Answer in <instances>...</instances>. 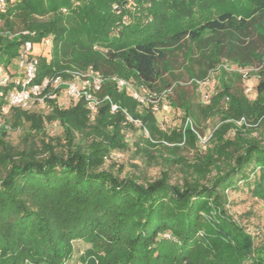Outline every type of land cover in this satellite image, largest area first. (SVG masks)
Segmentation results:
<instances>
[{
    "label": "trees",
    "instance_id": "1",
    "mask_svg": "<svg viewBox=\"0 0 264 264\" xmlns=\"http://www.w3.org/2000/svg\"><path fill=\"white\" fill-rule=\"evenodd\" d=\"M258 16L264 17V0H6L0 12L4 65L14 62L24 42L36 47L50 37L48 53L38 49L35 83L88 67L105 80L93 117L83 100L57 106L45 99L51 111L44 118L30 108L0 110V117L10 116V124L0 126V264H67L77 240L89 245L79 264H264L263 247L226 208L228 190L242 188L264 201V134L259 130L264 70L258 73L256 99L250 100L232 88L220 65L219 88L200 111L204 117L220 114L221 124L192 162L178 151L198 150L196 129L187 123L169 134L160 132L152 105H140L111 81L113 76L134 81L149 94L167 91L163 74L171 73V66L165 55L186 39L214 40L213 52L201 54L206 70L215 67L222 48L241 67L255 60L264 65L263 52L239 45L250 27L264 44V21L255 23ZM220 34L224 44L213 38ZM205 73L190 77L201 81ZM177 95L181 100L174 103L183 109L185 122L194 115L192 106L182 91ZM127 116L140 123L147 146L176 143L159 159L177 165L181 183L170 181L168 169L139 182V176L120 178L112 167L104 168L113 152L127 148L123 131L135 127ZM44 120L61 126L63 144L49 139L34 148L29 132L23 140L31 139L32 147L19 150L8 142V127L28 123L36 133Z\"/></svg>",
    "mask_w": 264,
    "mask_h": 264
},
{
    "label": "rangeland",
    "instance_id": "2",
    "mask_svg": "<svg viewBox=\"0 0 264 264\" xmlns=\"http://www.w3.org/2000/svg\"><path fill=\"white\" fill-rule=\"evenodd\" d=\"M263 22L264 17H257L255 23ZM254 27L247 29L244 35L240 37V46L248 47L250 45L255 46L257 50L264 53V44L258 40L257 31ZM216 40H221L222 44L225 42V37L223 35L213 36ZM202 48L200 52L197 48ZM217 47L214 44V40L209 42V44H201L199 42H189L187 39L181 41L177 46L169 48L165 55V59L171 66V73H164L163 78L166 80L167 91L157 94L147 95L149 103L152 105V112L155 117L157 129L160 132L169 134L175 130L180 129L183 124L188 120L191 124L192 129H196L198 133V150L185 147L178 151V154L186 158L187 161L192 162L193 158L199 153H202L207 148L209 144V138L212 132L220 126V114L215 113L213 116L207 117L202 116L201 108L204 105H208L211 102V97L217 89L219 88V70L218 68H224L226 76L230 77L233 89L242 90L243 93L250 99H256V85L259 81L258 73L264 70V65L259 61L255 60L251 65L246 67H241L235 64L230 58L233 57V53H229L225 48L221 49V54L218 55V62L213 69L206 70V61L201 58V54H206L207 56L213 52ZM42 48V54L45 55L49 48ZM37 47L33 48V53L35 55L39 54ZM230 54V55H228ZM238 54V53H236ZM215 58V57H214ZM212 59V58H211ZM199 60V61H196ZM221 65V66H220ZM200 71H206L205 78L203 80L191 78ZM133 88L138 89V85L132 82ZM164 89V88H163ZM177 90L182 91L183 94L187 95L186 98L192 106L193 116H187L184 122V112L183 109L176 105L174 102H180V98L177 95ZM189 90V91H188ZM156 95L155 99H152ZM152 97V98H151ZM223 107L226 106L228 100L223 98ZM71 100L67 97L61 96L56 102L57 106H69ZM51 111L49 106L38 104L30 106L29 112H34L40 114L43 118L48 115ZM184 122V123H183ZM10 124V116L4 115L0 117V126H5ZM263 131L264 126L259 128ZM31 133L33 137L34 148L40 149L42 141L48 142L49 139L59 140L62 144L63 131L61 126L57 122H48L44 120V125L39 132H33L29 128L28 123H22L15 129L8 127V134L6 136L8 142L18 148L19 150L27 149L30 146L31 139L24 141L23 138L26 134ZM124 136L127 141V148L122 151L113 152L111 158L107 159L104 164V168L112 167L115 173H118L120 178L125 175L131 174L135 177L139 176V182H144L147 180H153L157 178L162 170H169L171 173L170 181L172 183H181L182 175L179 172V168L176 164L168 165L159 158L162 156H167L165 153L167 148L172 149L176 143H167L164 146L149 147L144 143L142 139V130L139 128V124L134 128H127L124 131ZM253 134H256L254 132ZM145 137L149 135L144 132ZM78 140L80 136H77ZM48 140V141H47ZM183 146L182 144H178ZM140 149L142 151H140ZM151 153L152 158L149 159L145 152ZM197 152V153H196ZM156 159H155V158ZM216 174L213 171L212 176ZM240 185V183H238ZM228 200L230 201L226 206L228 212L239 221L246 230L255 236L257 245L263 247L264 251V201L258 200L251 197L245 189L240 188L239 190H228ZM73 254L71 259L67 264H79V256L83 254L85 249L89 247L88 244L83 243L80 240L73 241Z\"/></svg>",
    "mask_w": 264,
    "mask_h": 264
},
{
    "label": "built area",
    "instance_id": "3",
    "mask_svg": "<svg viewBox=\"0 0 264 264\" xmlns=\"http://www.w3.org/2000/svg\"><path fill=\"white\" fill-rule=\"evenodd\" d=\"M6 0H0V12L5 9ZM126 18H123L125 21ZM45 48L51 47V38L47 37L38 45ZM35 44L26 41L21 45L18 55L11 65H4L0 61V99L4 100V105L0 110L6 113L10 107H19L28 109L30 106L45 103V99H51L58 102L61 96L67 97L71 102L83 100L87 109L93 117L99 105L103 100L98 96L101 91L105 78L102 74L88 67L85 70H76L67 72V78L62 75H53L45 77L40 83H35L39 58L33 53ZM111 81L118 90L125 89L142 106L149 103L147 95L149 91L141 86L138 89L133 88L132 81L113 76ZM47 89L49 91L47 92ZM109 100L108 97L104 98ZM117 106L110 105V111L115 112ZM127 119L136 126L140 123ZM189 123L187 120L185 125Z\"/></svg>",
    "mask_w": 264,
    "mask_h": 264
},
{
    "label": "crops",
    "instance_id": "4",
    "mask_svg": "<svg viewBox=\"0 0 264 264\" xmlns=\"http://www.w3.org/2000/svg\"><path fill=\"white\" fill-rule=\"evenodd\" d=\"M37 48H40L38 45H36ZM40 50V49H39Z\"/></svg>",
    "mask_w": 264,
    "mask_h": 264
}]
</instances>
